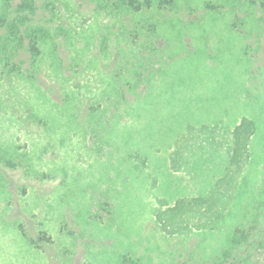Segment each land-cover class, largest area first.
Listing matches in <instances>:
<instances>
[{
    "label": "rangeland",
    "instance_id": "rangeland-1",
    "mask_svg": "<svg viewBox=\"0 0 264 264\" xmlns=\"http://www.w3.org/2000/svg\"><path fill=\"white\" fill-rule=\"evenodd\" d=\"M113 1L0 0V264H202L264 200V0Z\"/></svg>",
    "mask_w": 264,
    "mask_h": 264
},
{
    "label": "trees",
    "instance_id": "trees-1",
    "mask_svg": "<svg viewBox=\"0 0 264 264\" xmlns=\"http://www.w3.org/2000/svg\"><path fill=\"white\" fill-rule=\"evenodd\" d=\"M4 1L6 3V0ZM144 1L146 2V5L149 6V0ZM16 7L18 17L14 22L9 24L11 29L10 33L11 35L13 34V36L16 32L19 33L17 27L18 24L26 25V27H28L27 24L29 16L33 15L35 12V0H19V3ZM110 8L112 11H124L126 9L130 12H133L139 11L142 8V4L138 3L137 0H115L112 2ZM0 22H4V19H0ZM27 30H29V28H27ZM30 32L32 35L30 37L31 40L28 49L33 61H36V57L39 54V49L37 47V33H35L34 30H30ZM9 66L13 70L19 69L18 65L6 60L4 67L7 68ZM247 125L250 126L251 123L248 121H243L240 125H238V127H236L234 134L236 136H240L247 130ZM221 198H223V194H220V196L214 201L217 203ZM188 206L195 207L197 204L194 202L188 203ZM255 210L257 212L255 217L251 218L247 225L234 228L229 234L227 242L221 247L218 253H216L209 261L202 264H245V261H247L256 250H258L261 246H264V200L256 202ZM121 263L135 264L127 259Z\"/></svg>",
    "mask_w": 264,
    "mask_h": 264
}]
</instances>
